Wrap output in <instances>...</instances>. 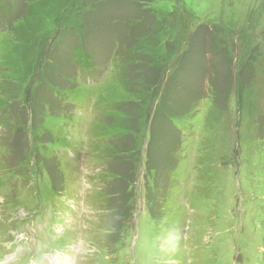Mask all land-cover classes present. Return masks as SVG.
<instances>
[{"label":"rangeland","instance_id":"obj_1","mask_svg":"<svg viewBox=\"0 0 264 264\" xmlns=\"http://www.w3.org/2000/svg\"><path fill=\"white\" fill-rule=\"evenodd\" d=\"M73 204L93 264H264V0H0V220Z\"/></svg>","mask_w":264,"mask_h":264},{"label":"clouds","instance_id":"obj_2","mask_svg":"<svg viewBox=\"0 0 264 264\" xmlns=\"http://www.w3.org/2000/svg\"><path fill=\"white\" fill-rule=\"evenodd\" d=\"M90 219L73 204L66 214L0 220V264H93L100 250L91 235ZM183 239L184 229L170 227L159 239L158 250L163 256L174 255ZM108 259L103 256L105 264Z\"/></svg>","mask_w":264,"mask_h":264}]
</instances>
